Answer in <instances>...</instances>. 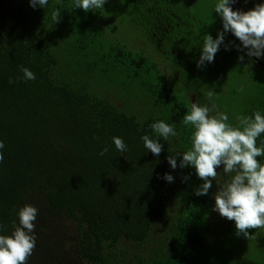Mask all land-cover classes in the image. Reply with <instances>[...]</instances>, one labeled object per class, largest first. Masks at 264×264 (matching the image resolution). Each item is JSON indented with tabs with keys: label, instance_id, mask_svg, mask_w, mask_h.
Here are the masks:
<instances>
[{
	"label": "trees",
	"instance_id": "trees-1",
	"mask_svg": "<svg viewBox=\"0 0 264 264\" xmlns=\"http://www.w3.org/2000/svg\"><path fill=\"white\" fill-rule=\"evenodd\" d=\"M239 1L244 11L264 2ZM215 3L108 0L85 12L72 0L36 10L0 0V224L10 232L24 204L39 209L27 264H264V228L237 236L235 221L213 210L216 181L197 196L195 170L167 160L191 146L181 123L191 101L215 103L231 123L264 110V59L240 62L231 33L230 50L197 67L206 34L222 30ZM22 67L36 79L24 81ZM157 120L179 132L158 157L141 140Z\"/></svg>",
	"mask_w": 264,
	"mask_h": 264
},
{
	"label": "clouds",
	"instance_id": "clouds-1",
	"mask_svg": "<svg viewBox=\"0 0 264 264\" xmlns=\"http://www.w3.org/2000/svg\"><path fill=\"white\" fill-rule=\"evenodd\" d=\"M108 0H72L73 9H83L85 12L104 9ZM236 0H216L213 6L222 20V30L213 38L206 34L200 47L201 53L197 67L203 68L213 63L215 56L225 44V36L231 33L241 42L237 50L244 53L238 57L243 62L245 55L264 59V2L257 3L253 9L244 11L234 9ZM50 0H29V6L36 10L47 9ZM60 8H54L51 19L58 22ZM234 43V42H232ZM24 81L35 80L36 74L27 67H22ZM11 78L9 83H14ZM208 98L215 92L210 90ZM182 125L191 128V146L184 151H176L167 157L173 170L178 167L193 168L195 174L203 183L195 190L197 196L209 194L216 181L218 191L215 192L214 211L230 221H235L236 235L250 238V229L264 228V110H255L251 115L237 117L236 123L229 122V115L219 110L215 103L201 104L199 98L190 103L184 114ZM153 135L141 136L144 148L159 156L163 150L161 140L169 141L178 137L175 121L157 120L150 125ZM162 138V139H161ZM259 142V143H258ZM112 143L117 151H128V145L121 136H113ZM5 143L0 140V162L4 160ZM109 151L104 147L99 155L104 156ZM260 159H257V158ZM222 166V175L226 180L219 179L217 169ZM190 176L183 177L187 181ZM163 180L174 182L171 173H164ZM39 209L26 203L18 210V223L8 232L0 224V264H27L37 245L38 236L35 231Z\"/></svg>",
	"mask_w": 264,
	"mask_h": 264
},
{
	"label": "flooded vegetation",
	"instance_id": "flooded-vegetation-1",
	"mask_svg": "<svg viewBox=\"0 0 264 264\" xmlns=\"http://www.w3.org/2000/svg\"><path fill=\"white\" fill-rule=\"evenodd\" d=\"M241 5H242V4L240 3V1H239V0H236V3L233 5V7H234L235 10L237 9L236 6L238 7V9H241V8H242ZM241 10H242V9H241Z\"/></svg>",
	"mask_w": 264,
	"mask_h": 264
},
{
	"label": "water",
	"instance_id": "water-1",
	"mask_svg": "<svg viewBox=\"0 0 264 264\" xmlns=\"http://www.w3.org/2000/svg\"><path fill=\"white\" fill-rule=\"evenodd\" d=\"M233 10H234V7H233Z\"/></svg>",
	"mask_w": 264,
	"mask_h": 264
}]
</instances>
